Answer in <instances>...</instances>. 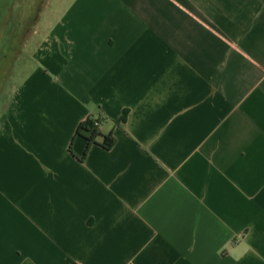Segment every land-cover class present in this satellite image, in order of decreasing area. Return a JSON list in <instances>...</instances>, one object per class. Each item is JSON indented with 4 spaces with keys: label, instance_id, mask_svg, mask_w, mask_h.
<instances>
[{
    "label": "crops",
    "instance_id": "obj_1",
    "mask_svg": "<svg viewBox=\"0 0 264 264\" xmlns=\"http://www.w3.org/2000/svg\"><path fill=\"white\" fill-rule=\"evenodd\" d=\"M0 264H264V0H0Z\"/></svg>",
    "mask_w": 264,
    "mask_h": 264
},
{
    "label": "trees",
    "instance_id": "obj_2",
    "mask_svg": "<svg viewBox=\"0 0 264 264\" xmlns=\"http://www.w3.org/2000/svg\"><path fill=\"white\" fill-rule=\"evenodd\" d=\"M104 121V118L96 119L94 116H90L83 123H81L79 128H77L75 139L82 138L88 143L83 159L87 158L93 146L101 147L107 151L113 149L114 146H116V140L112 133L105 135L101 131ZM122 121H125V116Z\"/></svg>",
    "mask_w": 264,
    "mask_h": 264
},
{
    "label": "rangeland",
    "instance_id": "obj_3",
    "mask_svg": "<svg viewBox=\"0 0 264 264\" xmlns=\"http://www.w3.org/2000/svg\"><path fill=\"white\" fill-rule=\"evenodd\" d=\"M32 1H34V0H32ZM44 9H45V8H44ZM32 17H33V13H32V12H28V18L30 19V18H32ZM17 78H18V76L14 74V75L12 76V81H11V83L13 84V82H16Z\"/></svg>",
    "mask_w": 264,
    "mask_h": 264
}]
</instances>
